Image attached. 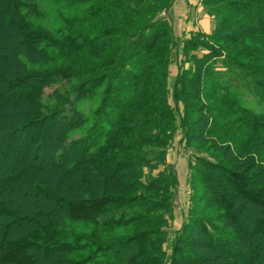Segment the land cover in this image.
I'll return each instance as SVG.
<instances>
[{
    "label": "trees",
    "instance_id": "16d2710c",
    "mask_svg": "<svg viewBox=\"0 0 264 264\" xmlns=\"http://www.w3.org/2000/svg\"><path fill=\"white\" fill-rule=\"evenodd\" d=\"M62 1L93 10L51 32L31 19L34 2L0 0V130L11 122L0 169L14 160L0 178V264H264V112L247 107L234 83L264 101V0H200L216 28L184 42L191 64L175 80V107L168 79L176 43L161 16L172 0ZM63 83L71 89L46 104L45 89ZM93 98L88 124L77 106ZM33 126L49 127L51 145L31 168L27 154L16 157V137ZM179 128L208 155L189 161V214L166 259L179 185L166 155ZM22 190L37 212L16 208ZM81 223L130 235L103 240L68 227Z\"/></svg>",
    "mask_w": 264,
    "mask_h": 264
},
{
    "label": "rangeland",
    "instance_id": "374dc122",
    "mask_svg": "<svg viewBox=\"0 0 264 264\" xmlns=\"http://www.w3.org/2000/svg\"><path fill=\"white\" fill-rule=\"evenodd\" d=\"M34 2L37 5V9L39 11L38 15H30L31 19L34 22L39 23L46 27L51 32H55L59 28H64L67 20L71 17H75L76 15L89 14L92 11V4H70L67 1L62 0H28ZM178 6V7H177ZM177 7V10H176ZM96 13V12H94ZM99 14V13H98ZM167 16L173 27V35L175 39V47L173 50V55L171 58V63L169 66V102L172 107H175V103L172 97L173 86L175 80L179 74L181 64L184 63L185 67H189L191 62H187V58L184 57L183 54V46L184 42L187 39H190L195 33H202L204 35L212 34L216 28V20L213 16H211L206 8L203 6L200 0H172V5L169 8L168 12H163L161 16ZM100 15H97L99 17ZM176 16V17H175ZM176 19V20H175ZM205 19H209L210 21H204ZM206 26V27H205ZM204 27V28H202ZM3 31V28H2ZM210 42V41H209ZM80 43V41H78ZM211 43V42H210ZM81 44V43H80ZM212 44V43H211ZM214 45V44H213ZM216 47V46H215ZM88 50H91L88 48ZM206 50H199L197 54L199 57H202ZM222 58L216 60V70L218 73L224 72L225 67L222 65ZM186 62V63H185ZM224 80H227V76H224ZM237 85L240 96L242 98V102L253 111L257 113L264 112V101H262L258 96H256L252 91H250L247 86H242L241 82H234ZM240 83V84H239ZM71 85L69 83L63 84H54L45 89L43 100L46 104H52L54 98L52 97L54 91H66L70 90ZM99 104V98L86 99L78 103V108L83 111L87 117H89V123L93 119V112L97 108ZM9 109V108H7ZM180 111H178V119H180L181 114H183V105H179ZM2 128L0 130V138L4 136H8L10 130L8 128L6 121H3ZM178 125L180 124V120H178ZM87 124V125H88ZM37 126L29 127L27 130L18 135L16 137L17 142H20L19 153L16 154L18 159L23 156V154H27L25 163L29 167L33 168V164L38 165L40 158H38L39 154H45L48 157V148L51 145L49 141V133L50 129L47 126H42L40 133L37 131ZM39 134V135H38ZM83 134V130L74 131L71 134V139L78 138ZM35 142L33 141V137H37ZM230 143V142H228ZM47 148V149H46ZM210 153H212L210 151ZM22 154L20 157L19 155ZM208 155L207 153H199L195 150L194 147H189L185 140V135L181 128H179L175 134L173 135V139L167 149L166 161L167 166H172L178 177V189L176 192L174 207L172 214H168L169 217L171 215L170 225L167 228L168 239L164 245V250L166 253V259L171 254L173 240L178 231L181 230L183 225L187 221V217L189 214L190 203H191V187L189 184L190 177V169H189V161L190 159L196 155ZM16 158V159H17ZM17 159V160H18ZM13 159H7L4 163V168L0 169V178L8 173H10L11 168L13 167ZM50 162V161H48ZM47 162V163H48ZM42 164V163H41ZM26 166V167H28ZM28 167V168H29ZM27 168V169H28ZM161 170L163 167L160 168ZM33 172V169H32ZM158 171L154 172L157 174ZM58 176L61 174H57ZM69 186V185H68ZM20 198L17 199L16 208L23 209L24 205H31L35 201L34 197L25 194V191H21ZM70 196V195H68ZM72 195L70 196V198ZM31 209L34 212L39 210V204H32ZM27 212L26 210H23ZM241 219L244 221V225L248 226L251 222L248 219L247 215H243ZM70 230L75 233L91 235L94 238H100L104 240V237H110L112 239L130 235V231L124 228H115L113 230H105L100 226H96L91 223H81V224H71L68 226ZM211 256H215L214 252L206 249V252ZM231 263L228 259H225L223 263ZM169 264V263H167Z\"/></svg>",
    "mask_w": 264,
    "mask_h": 264
},
{
    "label": "crops",
    "instance_id": "0c3cea01",
    "mask_svg": "<svg viewBox=\"0 0 264 264\" xmlns=\"http://www.w3.org/2000/svg\"><path fill=\"white\" fill-rule=\"evenodd\" d=\"M178 7V6H177ZM177 7H176V10H177ZM176 17V16H175ZM176 20V19H175ZM204 21H210L209 19H205ZM206 27V26H205ZM202 28H204V27H202Z\"/></svg>",
    "mask_w": 264,
    "mask_h": 264
}]
</instances>
